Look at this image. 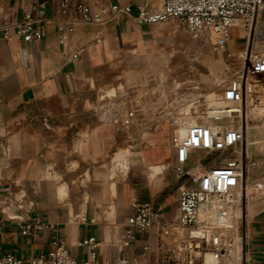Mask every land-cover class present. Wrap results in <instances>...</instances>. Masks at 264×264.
<instances>
[{
    "label": "crops",
    "instance_id": "0c3cea01",
    "mask_svg": "<svg viewBox=\"0 0 264 264\" xmlns=\"http://www.w3.org/2000/svg\"><path fill=\"white\" fill-rule=\"evenodd\" d=\"M68 1L84 3L90 13L129 4L135 16L159 9L162 0ZM35 6L45 19L41 39L0 33V256L46 255L57 237L81 261L92 251L82 241L92 238L99 264L121 258L157 264L164 230L178 216L181 182L174 134L163 119L172 98L156 86L167 82L168 69L184 50L185 25L175 18L80 21L74 8L62 12L60 0H0L6 20ZM151 78L160 105L149 115L159 119L124 126L120 116L136 117L133 101L145 98L133 90ZM141 103L142 109L155 105ZM188 121L178 136L175 125L178 139L195 125ZM197 156L192 149L188 163L201 165ZM117 162L127 163L126 169H115ZM135 201H149L155 216L124 246ZM246 210L242 264H264V210L260 201ZM37 220L48 225L22 233Z\"/></svg>",
    "mask_w": 264,
    "mask_h": 264
},
{
    "label": "built area",
    "instance_id": "2783aa9c",
    "mask_svg": "<svg viewBox=\"0 0 264 264\" xmlns=\"http://www.w3.org/2000/svg\"><path fill=\"white\" fill-rule=\"evenodd\" d=\"M60 8L62 12L74 8L76 19L88 22L130 17L137 23H144L175 18L185 25L192 37L210 30L221 36L223 42L232 30L241 28L246 33L245 45L242 48L244 58L242 67L238 70L240 73L231 76L228 94L232 101L240 105V109L243 101L247 102L249 95L256 97L264 94V54L257 55L252 51L258 23L264 16V0H162L159 9L142 10L135 16L132 15L129 4L115 3L108 9L90 13L82 2L69 3L68 0H60ZM37 10L35 6L16 20H6L4 12L0 9V33L7 36L13 31L28 41L41 39L44 36L45 19ZM251 35L252 43L249 47ZM76 56L77 53L73 55ZM213 135L211 128L193 125L188 127L183 139L173 135L171 144L177 149L181 161H185L188 160L192 149L213 151L228 147L234 142H241L243 138L241 130L237 133H233L231 129L225 130L220 141H215ZM238 177L242 182L241 161L230 160L223 166L204 171L195 185L180 190L178 216L164 230L165 241L157 264H236L235 257L239 248L242 264L243 239L239 232V223L247 217V210L246 206L242 209L239 200L230 191L231 183L237 181ZM242 190L241 186L239 199L243 194L247 199L249 195L264 193V182H256L250 193L246 188L244 193ZM211 212L216 214L218 223L212 221ZM154 216L149 201H135L133 213L128 217L123 245L130 244L135 231L150 227ZM46 225L48 224L39 220L27 223L22 227V233L27 234L34 227L43 228ZM2 226L0 219V231ZM175 230H180L182 235L174 237ZM52 244L53 247L46 255L20 259L11 254H4L0 256V264H99L93 251L96 243L92 238L82 241V244L89 245L92 251L81 261L72 256L70 246L61 239L54 237ZM261 254L264 255V249ZM116 264L139 263L121 258Z\"/></svg>",
    "mask_w": 264,
    "mask_h": 264
},
{
    "label": "rangeland",
    "instance_id": "374dc122",
    "mask_svg": "<svg viewBox=\"0 0 264 264\" xmlns=\"http://www.w3.org/2000/svg\"><path fill=\"white\" fill-rule=\"evenodd\" d=\"M262 19L264 20V16ZM231 32L229 35L231 38L227 40V37L223 43L222 38L210 30L203 31L197 37H192L185 27L184 50L176 56V61L172 65V68L168 69L170 72H167L168 77L165 80L167 82L157 87L156 80L151 78L146 85H137L135 87L136 91H133L137 92V96L145 97L144 99L140 100L139 98L133 101L138 110L137 116L130 117L129 119L120 116L122 124L126 127H128L126 123L130 124L133 129L137 124L139 127L144 126L140 124L141 121L159 119L160 115H149L153 111L159 112V93L156 91L158 90L172 98L170 106L166 109L169 114L164 116L163 119L170 122L174 135L175 125H178L176 132L178 136L182 133L181 130L186 129V126L190 123L188 120H191L197 126L211 128L216 141L221 140L222 133L227 129H231L233 133L242 131L243 138L241 142H234L228 147L213 151L195 149L198 153L195 160H200L199 163L201 165H197L196 163L192 166L190 164L193 162L192 159L189 163V159L181 161L177 149L174 148V151H177L179 159L176 171L179 176L178 182H181L180 190L195 185L199 175L204 171L223 166L230 160L241 161L243 169L242 182H240L239 177L237 181L232 182L234 190L239 191L242 186L243 193L245 188L250 193L252 192V186L256 182H264V100L259 99L257 96L253 97L249 95L247 102L243 101L240 109V105L232 101L228 94V85L232 74L235 73L234 75H236L240 73L238 70L242 67L244 57L242 48L246 41L244 37L246 33L241 28L237 29V31L234 29L233 35H231ZM251 43L252 35L249 47ZM222 44H225L227 47L221 53L222 60H224L225 73L219 79L216 72L218 68L209 67L206 61H204V56L212 48L221 46ZM212 70L214 71L212 72ZM167 73L164 74L166 75ZM155 86L156 90L153 88ZM141 101L152 102L155 105L154 107L142 109ZM123 105L124 101L121 102V106ZM180 106L182 108L178 109ZM215 109H224L225 113L222 114L220 113L221 111ZM232 109H234L233 111L240 112L232 114L229 112ZM177 113H183L184 115L191 114L190 117L192 119L177 117ZM125 162L123 164L117 162L114 164V168L125 170L127 164ZM258 201H260L261 212L264 210V193L249 195L247 199H245L243 194L238 203L243 210L245 206H247L248 210H251L253 204ZM242 225L243 222H240L239 232L241 234L243 231Z\"/></svg>",
    "mask_w": 264,
    "mask_h": 264
},
{
    "label": "bare ground",
    "instance_id": "6f19581e",
    "mask_svg": "<svg viewBox=\"0 0 264 264\" xmlns=\"http://www.w3.org/2000/svg\"><path fill=\"white\" fill-rule=\"evenodd\" d=\"M234 30H232L231 35H233ZM190 34V33H189ZM221 37V36H220ZM231 38L228 37L227 40H229ZM224 43V42H223ZM220 48V49H219ZM227 47L225 46V44H222L221 46L218 47H214L212 48L207 55L204 56V61H206L207 65H209V67L211 68H218V70L216 69L217 72V77L220 79V76L223 75V73H225V66H224V60H222V51L225 50ZM252 51L254 54L257 55H262L264 54V21L260 20L258 23V27L256 29V35L254 37L253 40V44H252ZM244 58V57H243ZM223 61V62H222ZM211 70V69H209ZM215 70V69H214ZM212 70V72L214 71ZM215 73V72H214ZM216 74V73H215ZM211 75V74H210ZM215 76V75H214ZM212 77V76H211ZM213 79H215L213 77ZM218 80V79H217ZM178 83V82H177ZM185 96V95H184ZM259 99L264 100V94H259L257 96ZM211 109V108H210ZM214 110V109H212ZM215 110H219L221 111L220 113L224 114V109H215ZM234 109H232L231 111H233ZM240 111H236L235 113H238ZM233 114V113H232ZM214 140L216 141L215 135H213ZM230 191L235 195V197L239 200L240 198V193H241V189L239 191H236L233 189L232 187V183L230 185ZM211 217H212V221L215 222H219V220L216 217V214L214 212H211ZM227 222H229L227 220ZM182 235V232L180 230H175L173 231V236L174 237H178ZM240 248L238 249L237 255L235 257L236 259V264H240ZM211 260V259H210ZM211 262V261H210Z\"/></svg>",
    "mask_w": 264,
    "mask_h": 264
},
{
    "label": "water",
    "instance_id": "95a60500",
    "mask_svg": "<svg viewBox=\"0 0 264 264\" xmlns=\"http://www.w3.org/2000/svg\"><path fill=\"white\" fill-rule=\"evenodd\" d=\"M192 235H200L199 233H191Z\"/></svg>",
    "mask_w": 264,
    "mask_h": 264
}]
</instances>
